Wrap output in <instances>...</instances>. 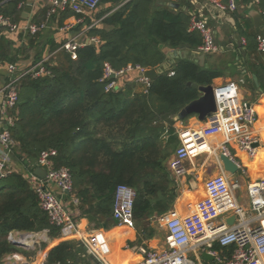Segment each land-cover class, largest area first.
Here are the masks:
<instances>
[{"label":"trees","instance_id":"trees-1","mask_svg":"<svg viewBox=\"0 0 264 264\" xmlns=\"http://www.w3.org/2000/svg\"><path fill=\"white\" fill-rule=\"evenodd\" d=\"M25 1L0 0V15L20 25ZM159 2L102 0L101 6L109 9L93 16L99 25L85 30L87 38L98 42L82 45L76 60L67 51H58L45 64L49 74L22 78L18 102L8 110L13 119L9 133L16 142V161L34 170L42 153L55 150L54 167H67L73 179L74 195L79 200L74 214L96 227L106 229L113 224L116 189L124 184L137 193L135 222L160 218L172 210L178 192L167 162L180 144L175 118L200 97L189 83L210 86L221 75L219 70L187 57L160 73L147 93L137 84L136 74L124 75L117 90L106 91L107 82H101L106 64L115 71L129 66L158 70L168 60V50H189L192 54L204 44L200 32L190 30L192 19L187 12ZM238 3L249 6L254 1ZM257 6L264 19V0ZM50 9L49 4L31 23L41 26L49 19ZM234 17L239 21L237 11ZM69 18L80 16L69 8L53 16L61 28ZM241 21L237 33L246 38L247 55L258 58V36L262 33L250 18ZM91 23L89 20L87 27ZM6 32L11 33L0 29V64H14L15 50ZM57 49L59 46L54 51ZM39 204L22 174L12 169L0 178V264L11 256L30 259L35 254L14 245L9 240L11 233L47 232L51 239L60 236ZM45 246L42 244L43 249ZM213 249L229 258L235 251L218 245ZM89 258L83 245L68 241L51 249L45 264H89Z\"/></svg>","mask_w":264,"mask_h":264},{"label":"built area","instance_id":"built-area-1","mask_svg":"<svg viewBox=\"0 0 264 264\" xmlns=\"http://www.w3.org/2000/svg\"><path fill=\"white\" fill-rule=\"evenodd\" d=\"M217 3L221 10L235 12L238 9V0H229L227 6ZM255 4L259 0H253ZM50 4L49 17L69 8L76 15L75 25L83 23L82 16H94L100 9L102 0H48ZM264 15V12H263ZM191 31H198L204 38V44L199 52L206 56H212L219 51L208 24L195 17L191 18ZM48 20V19H47ZM89 30L100 24V21L91 18ZM9 29L11 33L20 30L29 35H37L46 28V22L41 26L28 24L24 28L19 24L12 23L10 19L0 15V29ZM67 26L65 29H70ZM97 43L96 39H91ZM79 38L66 40L62 50L67 51L72 60H76L77 51L82 45ZM88 44V43H87ZM259 51L264 54V36H258ZM51 56L34 67L19 72L17 66L8 65V79L6 85L0 91L2 103L0 105V178L8 175L14 164V151L16 142L11 138L9 126L13 119L9 117L8 110L18 102V85L25 76L39 78L49 74L45 64ZM149 69L132 67L115 71L109 64L105 65L101 82H107L106 91L117 90L121 85V79L127 74H136V82L143 86L147 93L152 81L145 77ZM170 76L173 75L171 72ZM216 99V111L207 118L203 128L199 130H182L179 135L180 145L175 154L176 159L172 164L173 173L176 177H182L184 173L183 163L193 161L201 155L214 157L218 163L222 155L228 157L238 168V172L247 175L240 162H237L231 146H235L238 152L245 153L249 159L258 156L263 146L262 139L255 131L259 122V114L256 107L242 98L239 86L234 82H227L214 88ZM223 134V141H214L217 133ZM55 150H49L40 155L38 167L46 172V178L42 179L35 173L30 172L24 176L29 180L32 190L39 198L41 210L49 217L50 223L59 229V234L64 241L79 238L85 252L90 256L99 258L102 264H106L97 252L93 240L89 236L80 233L79 222L73 209L79 206V200L74 195L73 179L70 170L66 168L56 169L53 158ZM228 172L223 170L217 176L211 177L204 182L205 197L194 202L189 207V213L181 215L175 210H170L162 217L157 218L159 226L168 232L165 247L162 250H148L140 248L143 261L140 264H203L199 259V253L207 252L216 259L219 264H264V180L251 183L247 187L250 210L254 215H249L241 205L237 203L236 191L238 183H232ZM116 198L113 209V221L116 225L135 227L134 206L137 193L128 185H120L116 189ZM225 216H233L236 221L228 225L223 219ZM33 236L36 240L39 234L11 233L9 240H18L28 245V237ZM215 245L222 247H234L235 251L230 259L223 258L213 249ZM195 255L194 260L191 255ZM5 264H27L21 255L9 258ZM45 264V262H41ZM108 264V263H107Z\"/></svg>","mask_w":264,"mask_h":264},{"label":"crops","instance_id":"crops-1","mask_svg":"<svg viewBox=\"0 0 264 264\" xmlns=\"http://www.w3.org/2000/svg\"><path fill=\"white\" fill-rule=\"evenodd\" d=\"M159 1L160 5L168 6L175 11L181 9L187 12L191 18H198L208 24L213 38L215 39V43L219 46V51L212 56H206L207 59L204 66L219 70L221 73L220 77L213 82L212 86L217 88L227 82H234L239 86V92L242 98L256 107V111L259 114V122L256 125L255 131L259 133L263 146L259 150L258 156L254 159H249L245 153L240 151L238 152L235 146H231L232 153H234L237 162H240L243 165L244 169L247 171V175H243L240 171L236 175L227 173L230 181L232 183L237 182L239 185V188L235 190L237 203L247 210L249 215L253 217L254 215L250 210L247 187L251 183H257L260 180H264V71L262 70V67L264 66V54H262L258 48V58L247 55L248 44L246 38L239 37L237 33V23H242V18H250L254 24V28L258 29L262 33L261 36H264V23L260 27H256L254 21L255 12H259L260 15L262 12L255 3L249 6H243L238 3V9L236 10L239 15L238 21L237 18L234 17L235 12H230L228 9L221 10L217 6V3L215 4L211 0ZM214 1L224 4L225 6L229 3V0ZM48 5V0H26L23 21H21L20 24L21 27L24 28L28 24H32L31 22L35 20V18L43 12ZM109 7L110 6L108 5H102L94 15L108 10ZM82 17L84 20L81 25H75V18H69L64 21L62 26L63 28L60 27L59 19L49 17L48 20L43 21L46 22V28H44L43 31L35 37H31L23 30L15 33L6 32V39L13 44V48L15 50L17 63H14L13 65L17 66L19 72H25V70L41 63L44 58L49 56L52 57L58 51H61L66 40L79 38L80 42H84L83 40L88 39L86 37L85 30L88 26L89 20H91L93 16L90 17L86 15ZM67 26H71V28L65 29ZM58 46L59 49L54 51ZM170 52H172V50L167 51L168 60L162 66V69H164V66H167L169 67L168 69H170L175 62L178 61H173L169 58ZM201 54L202 53L198 51V53H190L188 57L197 60L198 56ZM8 65L10 64H0V91L6 85L9 76ZM141 88L143 89V86ZM2 101V96L0 95V105ZM175 121L177 122L175 124L177 134L186 129L199 130L205 125V123L200 121L195 115L187 120L177 121L175 118ZM214 141L218 144L223 141V134L220 132L217 133ZM177 148L167 162V167L176 181L178 192V196L172 210H175L183 216L189 213V207L191 204L200 201L205 197L206 193L204 192V182L211 177L219 175L222 170L225 172V170L221 157L218 163L214 157L201 155L193 161H185L183 163L185 174L178 178L175 173H173L172 169V164L176 159L175 152ZM32 167L33 166L31 165L25 167L23 164L18 163L16 158L14 159V164L12 165V169L19 172L23 176H27L28 173H34L35 170L41 169L37 167L34 170H31ZM232 217L233 216H225L223 219L227 223V221ZM78 222L80 233L85 236H89L91 240H93L99 256L106 264H140L144 257L139 249L147 248L148 250H162L165 247L166 238L168 236V232L165 228H161L159 226L157 218H151L143 223L136 222L135 227L133 228L116 225L114 221H112L113 224L106 229L96 227L95 224L90 223L88 219L78 218ZM38 234L39 236H37V238L42 239L44 236L42 244H45L46 246L43 249L42 244H40L33 251H30L35 253L30 259L21 255L26 259L27 264H41V262H45L49 255V251L62 242L75 241L81 244L79 238L64 241L61 236L51 239L47 232ZM21 249L27 252L29 245H27V249ZM216 252L224 259V261L232 257L231 256L229 258L225 254L220 255L221 253L218 251ZM203 253L205 252L202 251L198 254L199 259L203 264H206L205 261L208 260L203 258ZM88 256L90 258L87 263L102 264L99 258L90 256L89 254ZM11 257L14 258V256ZM11 257H8L5 263H7V260ZM191 257L194 260H197L195 255L192 254ZM208 263L219 264L217 261H208Z\"/></svg>","mask_w":264,"mask_h":264},{"label":"water","instance_id":"water-1","mask_svg":"<svg viewBox=\"0 0 264 264\" xmlns=\"http://www.w3.org/2000/svg\"><path fill=\"white\" fill-rule=\"evenodd\" d=\"M254 21H255L256 27H260L261 25H263L264 19L263 17H261L259 12H255ZM90 40L91 39L89 38L87 39L88 44L89 43L95 44L94 41H90ZM161 47H163V45ZM189 54H190L189 50L172 51L169 53V58L173 61L179 60L180 58L187 59ZM206 59H207L206 55L201 54L198 56L196 63H199L201 66H204ZM168 68L169 67L164 66V69H162V67L158 70L150 69L146 71L144 75L146 78H149L151 81H156L159 78L158 76L160 75V73L164 72L165 69H168ZM188 85L189 86L192 85L200 93V97L198 100H195L191 102L190 104L186 105L184 108H182L180 112L178 113L176 120L177 121L185 120L189 118L190 116L195 115L199 118L200 121L206 122L207 118L210 117L211 114L216 111V99L214 95V87L212 85L210 86H200L199 85L198 86L196 84H191V83H189ZM221 161L223 163L225 172H228L232 175L238 174L237 166L228 157L222 155ZM34 173L35 175L39 176L42 179L46 178L45 176L46 172L43 169H37L35 170ZM235 221H236V218L232 217L227 221V223L228 225H233ZM28 241H34V237L29 236ZM12 243L19 248H27V245H25L24 243L18 240L12 241ZM203 258L208 261L216 262V259L212 257L210 254H208L207 252L203 253Z\"/></svg>","mask_w":264,"mask_h":264},{"label":"rangeland","instance_id":"rangeland-1","mask_svg":"<svg viewBox=\"0 0 264 264\" xmlns=\"http://www.w3.org/2000/svg\"><path fill=\"white\" fill-rule=\"evenodd\" d=\"M40 236H42V235H40ZM43 240H44V236L42 237V239L41 238H37V240H34V243H30L29 242V244H28L29 245V249L26 248L27 252L33 251L36 247H38L40 244L43 243ZM37 242H38V244H37ZM33 244H35V245H33ZM31 246H34V247H31Z\"/></svg>","mask_w":264,"mask_h":264}]
</instances>
